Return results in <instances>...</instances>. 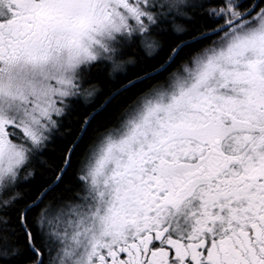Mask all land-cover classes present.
I'll return each instance as SVG.
<instances>
[{"label": "snow or ice", "instance_id": "snow-or-ice-1", "mask_svg": "<svg viewBox=\"0 0 264 264\" xmlns=\"http://www.w3.org/2000/svg\"><path fill=\"white\" fill-rule=\"evenodd\" d=\"M0 264H264V0H0Z\"/></svg>", "mask_w": 264, "mask_h": 264}]
</instances>
